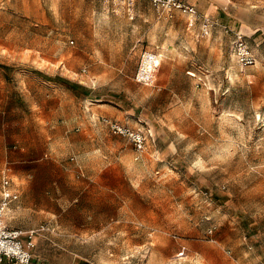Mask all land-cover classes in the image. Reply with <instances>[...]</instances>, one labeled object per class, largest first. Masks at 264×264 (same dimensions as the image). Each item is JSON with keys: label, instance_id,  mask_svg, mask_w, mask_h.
Instances as JSON below:
<instances>
[{"label": "rangeland", "instance_id": "obj_1", "mask_svg": "<svg viewBox=\"0 0 264 264\" xmlns=\"http://www.w3.org/2000/svg\"><path fill=\"white\" fill-rule=\"evenodd\" d=\"M21 1L0 0L17 18L0 16L15 48L0 58L34 86L18 109L2 103L0 182L31 186L6 216L36 229L31 264H264V0H200L219 29L196 52L165 48L151 85L134 78L145 49L103 52L115 39L92 35V0H43L39 22L19 20ZM236 32L254 64L238 62ZM108 99L154 132L142 153L95 117Z\"/></svg>", "mask_w": 264, "mask_h": 264}, {"label": "crops", "instance_id": "obj_2", "mask_svg": "<svg viewBox=\"0 0 264 264\" xmlns=\"http://www.w3.org/2000/svg\"><path fill=\"white\" fill-rule=\"evenodd\" d=\"M183 1L194 5L199 12L202 10L200 0ZM131 3L132 9L130 12L128 8L129 4L126 0H92V6L95 7L92 13V22L96 23L94 26L96 33H93L94 29L92 26V35L96 37H103L106 39H115L107 41L105 43L103 52L107 54H126L145 49L143 50V52L149 51L158 54L159 69L161 65L164 66L166 64L164 61L162 62V54L166 52L165 48L169 47L171 48V50H180L186 54L196 52L197 49L204 46V44L202 43V38H205L206 36L209 38V35L213 31L216 32L217 29H219V20L217 17L216 19L213 17L216 16V10L212 8L213 4H211V6L207 10H205V12H202V15L210 17L214 21V26L211 29L212 32L208 35H204L201 31L202 19L196 20L194 24L190 26L188 23V19L184 18V16H180L182 24H177V20L179 17L176 13L174 14V12L177 10L168 12L166 10L159 9L152 0H132ZM46 4L47 3L43 0H23L21 1L20 5H18V3L14 5L24 7V13L27 14V16H30L24 18L21 17L19 18L20 21L39 22L47 20L46 17L48 15V11L43 8ZM8 6L9 8H11L12 5L8 4ZM11 12L13 13V11ZM206 12L211 13L213 16ZM12 13H9V11L0 10V16H4L5 19L10 20L13 18L14 20H17L16 17H10L13 16ZM147 24L150 27V31L154 32L153 34H145L144 27ZM101 31L102 33H97ZM145 36L153 38V41H149L148 44L144 43L143 40ZM166 36L168 37V40H165ZM6 37L16 38V29L13 28L12 30H10ZM1 46L5 47L6 49L0 50V56H8L12 58V53L14 52L13 50H15V48L13 49V44H11V42L5 43L4 41H2V37L0 36V47ZM10 58H8L7 60H4L5 58H0V150L2 148V144H7V139H5L3 136L5 127L2 126L1 123L2 103L4 105V108H8V106L15 107V104L12 103L13 101H20L24 103L26 100H28V96L31 94V90L34 86V80L32 77H30L29 73L22 72L20 69H18L15 66V63L11 62ZM169 64L172 67L175 66L172 62H169ZM36 82V85L40 84L41 88H43V86L46 87H44V94L46 95L48 93L49 81L41 79L40 81ZM60 82L63 84H71V82L63 78L60 79ZM17 83L19 84L18 86L16 85ZM94 98L96 100V97ZM92 105V112H94L95 117L98 119H103V117H109L117 120L128 118L129 120H131V122H133V124L130 123L129 120L123 122H128L131 125H136L138 122V120L134 121V118L132 119L130 117H136L138 115H136L132 109L126 108L121 103L108 99L103 102H92ZM15 109L18 108L15 107ZM148 128L150 129L153 136L152 141H155L154 132L150 127ZM11 188L13 191L17 192L18 197L17 199H14L9 203V206L6 209L4 215L5 222L6 216L10 212V208L14 207L16 205V202H20L21 197L32 196L31 186L28 184H25L22 187L21 193L18 192V190L13 186L12 182ZM1 198L2 180L0 182V202ZM12 228L23 229L18 226ZM23 230L27 231L30 229Z\"/></svg>", "mask_w": 264, "mask_h": 264}, {"label": "built area", "instance_id": "obj_3", "mask_svg": "<svg viewBox=\"0 0 264 264\" xmlns=\"http://www.w3.org/2000/svg\"><path fill=\"white\" fill-rule=\"evenodd\" d=\"M126 1L129 4L128 8L131 12L132 0ZM152 1L159 9L168 12L177 10L186 14L190 26L196 20L202 19V31L204 34H208L214 24L210 17L202 15L194 5L186 3L183 0ZM232 49L238 62L242 66H249L255 63L256 59L248 42L238 32L234 33ZM158 66V54L144 51L135 73V80L145 85H151L155 80ZM103 120L108 124L112 133L125 136L138 154L142 153L147 148L149 140L153 139L150 129L141 120H138L136 125H131L128 122L109 117H103ZM11 182L12 179L8 176H4L2 179V198L0 202V264H31L34 258L33 248L36 244L34 240L36 229L24 231L20 228H12L4 220L5 211L9 203L18 197L17 192L11 188ZM212 231L213 229L210 228L209 232Z\"/></svg>", "mask_w": 264, "mask_h": 264}, {"label": "trees", "instance_id": "obj_4", "mask_svg": "<svg viewBox=\"0 0 264 264\" xmlns=\"http://www.w3.org/2000/svg\"><path fill=\"white\" fill-rule=\"evenodd\" d=\"M84 264V263H83Z\"/></svg>", "mask_w": 264, "mask_h": 264}]
</instances>
